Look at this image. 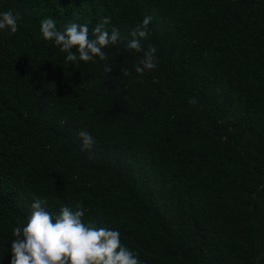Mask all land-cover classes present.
<instances>
[{
    "label": "trees",
    "instance_id": "16d2710c",
    "mask_svg": "<svg viewBox=\"0 0 264 264\" xmlns=\"http://www.w3.org/2000/svg\"><path fill=\"white\" fill-rule=\"evenodd\" d=\"M8 10L22 19L0 30V264L34 198L53 214L81 204L142 264H264V0H0ZM146 15L158 66L141 78L127 44ZM47 17L90 38L110 17L120 39L76 67L43 38Z\"/></svg>",
    "mask_w": 264,
    "mask_h": 264
},
{
    "label": "clouds",
    "instance_id": "9594fccd",
    "mask_svg": "<svg viewBox=\"0 0 264 264\" xmlns=\"http://www.w3.org/2000/svg\"><path fill=\"white\" fill-rule=\"evenodd\" d=\"M21 19L19 13L11 10L0 12V30L15 34ZM151 20L152 17L146 15L142 23L130 32L132 39L127 44L130 50L142 53L139 62L134 65L141 78L146 71L155 70L158 66L156 47L150 45L145 49L141 43L149 35ZM110 23V17L98 22L92 29V38L88 24L71 22L58 29L51 17L40 21V30L46 41L54 42L61 52L66 53L67 62L78 67L79 61H94L96 57L101 61L107 60L104 49L120 39L116 27L109 32L106 26ZM112 71L105 63L104 72L109 74ZM122 74L130 76L131 72L123 69ZM189 103L195 105L196 98H190ZM78 136L83 150L94 148L96 140L88 131L80 130ZM47 203V198H34L26 225L13 228L15 239L11 244V264H142L139 253L121 243L119 231L83 223L85 211L81 204L75 205V211L64 206L58 214H53L47 210Z\"/></svg>",
    "mask_w": 264,
    "mask_h": 264
}]
</instances>
